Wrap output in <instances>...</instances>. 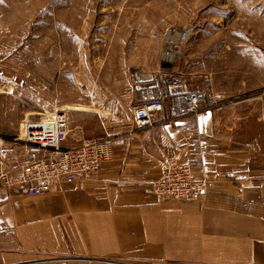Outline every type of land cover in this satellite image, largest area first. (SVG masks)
Masks as SVG:
<instances>
[{
  "label": "crops",
  "instance_id": "0c3cea01",
  "mask_svg": "<svg viewBox=\"0 0 264 264\" xmlns=\"http://www.w3.org/2000/svg\"><path fill=\"white\" fill-rule=\"evenodd\" d=\"M253 104L164 111L153 128L133 118L91 178L42 195L0 187V264H264V107ZM5 129L0 119L1 135H18ZM168 159L208 182L197 201L153 192Z\"/></svg>",
  "mask_w": 264,
  "mask_h": 264
},
{
  "label": "rangeland",
  "instance_id": "374dc122",
  "mask_svg": "<svg viewBox=\"0 0 264 264\" xmlns=\"http://www.w3.org/2000/svg\"><path fill=\"white\" fill-rule=\"evenodd\" d=\"M170 25L193 33L167 73L211 91L214 106L252 99L261 113L264 0H0L2 133L62 111L69 145L112 136L165 89L157 82Z\"/></svg>",
  "mask_w": 264,
  "mask_h": 264
},
{
  "label": "built area",
  "instance_id": "2783aa9c",
  "mask_svg": "<svg viewBox=\"0 0 264 264\" xmlns=\"http://www.w3.org/2000/svg\"><path fill=\"white\" fill-rule=\"evenodd\" d=\"M166 33L163 55L168 60L163 58L162 61L166 72H160L157 84L167 85L159 95L152 93L148 100L134 106V125L138 129L153 127L164 111L199 115L216 103L211 91H195L174 73H167L176 67L193 28L170 25ZM205 83L210 80L206 79ZM260 98L264 99V91ZM70 132L67 114L52 111L24 121L18 135L12 139L0 135V187L18 188L29 195L47 194L59 181L91 178L112 158L110 137L83 138L69 145ZM162 172V179L152 185L153 192L161 197L194 202L209 187L206 180L195 177L190 164L170 159L163 164Z\"/></svg>",
  "mask_w": 264,
  "mask_h": 264
},
{
  "label": "bare ground",
  "instance_id": "6f19581e",
  "mask_svg": "<svg viewBox=\"0 0 264 264\" xmlns=\"http://www.w3.org/2000/svg\"><path fill=\"white\" fill-rule=\"evenodd\" d=\"M166 35H167V33H166ZM166 35H165V39H167L168 38V35H167V37H166ZM165 45V44H164ZM163 58L167 61L168 59L166 58V56L165 55H163ZM175 58V56L174 57H171V58H169L170 60H172V59H174ZM67 107V109H69V110H81V108L80 107H78V106H76V108H71V106H66ZM60 110V109H59ZM63 110V109H62ZM208 183V182H207Z\"/></svg>",
  "mask_w": 264,
  "mask_h": 264
}]
</instances>
